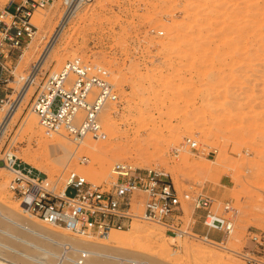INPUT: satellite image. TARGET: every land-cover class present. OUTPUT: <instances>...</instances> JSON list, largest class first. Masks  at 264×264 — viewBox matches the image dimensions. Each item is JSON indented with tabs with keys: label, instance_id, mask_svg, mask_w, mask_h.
<instances>
[{
	"label": "rangeland",
	"instance_id": "obj_1",
	"mask_svg": "<svg viewBox=\"0 0 264 264\" xmlns=\"http://www.w3.org/2000/svg\"><path fill=\"white\" fill-rule=\"evenodd\" d=\"M9 1L0 0V8ZM64 12L63 0H54L33 14L34 36L25 38L7 62L10 72L0 74V123L19 96L20 79L36 64ZM75 58L101 67L118 97L106 108L108 119L99 117L106 135L97 141L103 154L92 151V157L66 139L76 156L57 165L54 158L61 154L39 143L53 138L44 135L31 111L38 92L32 89L0 141V158L10 152L61 184L68 173H75L94 185H107L112 166L120 162L160 169L179 195L209 197L217 213L226 203L234 209L232 233L209 232L210 243L200 240L206 230L190 203H183L184 221L193 223L197 239H172L158 225L135 221L119 231L131 237L122 252L132 259L149 264H253L250 259L264 258L251 239L264 236V0H89L78 5L64 26L32 86L37 89ZM30 120L34 135L25 128ZM191 141L198 152L188 150ZM176 149L180 152L174 157ZM10 179L0 164V211L27 219L7 190ZM30 221L91 243L106 242L113 232L78 238ZM138 227L151 234L133 233Z\"/></svg>",
	"mask_w": 264,
	"mask_h": 264
},
{
	"label": "built area",
	"instance_id": "obj_2",
	"mask_svg": "<svg viewBox=\"0 0 264 264\" xmlns=\"http://www.w3.org/2000/svg\"><path fill=\"white\" fill-rule=\"evenodd\" d=\"M53 1L10 0L0 8V74L10 72L7 62L22 49L25 38L34 36L36 28L31 18L35 11ZM88 1L63 0V5L67 11ZM106 78L101 67L78 58L66 61L58 71L49 74L36 89L31 104L44 135L62 136L75 145L86 138L105 140L100 114L105 107L118 102L114 86ZM188 150L198 152L197 143L191 141ZM179 152L173 150L172 155L177 157ZM0 164L11 175L7 190L27 219L59 227L78 238L103 237L111 230L128 229L140 221L162 227L173 239H197L193 223L184 221L183 203H190L193 212L199 213L206 230L200 240L209 243V232L227 236L233 231L234 209L228 203L217 213L209 197L179 195L170 177L160 169L115 163L111 182L102 186L75 173H68L62 184L60 180L51 182L10 152L3 153ZM251 239L264 253V236ZM250 260L264 264L262 256Z\"/></svg>",
	"mask_w": 264,
	"mask_h": 264
},
{
	"label": "bare ground",
	"instance_id": "obj_3",
	"mask_svg": "<svg viewBox=\"0 0 264 264\" xmlns=\"http://www.w3.org/2000/svg\"><path fill=\"white\" fill-rule=\"evenodd\" d=\"M77 9L78 5L64 12L56 30L53 32L49 40H46L47 44L40 57L38 58L36 64L26 77L20 79L24 82L19 92V96L14 105L10 107L4 117L1 118L0 141L6 133L10 121L12 120L14 115H16V112H18V107L25 97L26 93L32 89L36 90V87L32 86L34 83L36 84V74L41 69L46 58L49 56L52 47L58 40V37L61 35L64 26L72 17L75 16ZM106 108L107 107L102 110L101 114L105 115L106 119H108L109 114L106 112ZM25 128L28 132L34 135L31 120L26 123ZM39 135L41 134L39 133ZM47 140L41 139L39 140V143L40 145L46 147L51 146L55 155L61 154L54 158V162L57 165L61 164L62 161L67 158L71 159V157L75 155V150L73 151L70 149V147L68 146V142L64 137L55 136L53 137V140L51 142ZM99 142L95 140L90 141V138H86L82 142L77 144V146L81 145L84 150L90 153L93 157L92 151L97 154L100 153L98 148L101 143ZM50 151L52 150L50 149ZM101 153L103 154V152ZM33 168L44 175V173L41 171L42 169H38L36 165L33 166ZM0 220L3 221L0 222V264H149L132 259V255L127 252H122L124 251L123 247L130 244L129 240L131 237L129 236V238L127 236H124L123 233L117 230H111L113 232L110 235L108 241L91 243L90 240L78 241L76 239H72L73 237L68 238L60 236L58 234H54L43 226L36 225L28 219H23L18 215L16 216V214L10 216L2 214L0 211ZM111 231H109L107 235ZM133 233H136L137 235H140L138 233L151 234V231L138 227L134 228ZM65 247H67L66 251L64 250ZM104 247H111V249H116V253L114 251V253H111V250H109L108 248L106 252V249H104Z\"/></svg>",
	"mask_w": 264,
	"mask_h": 264
}]
</instances>
